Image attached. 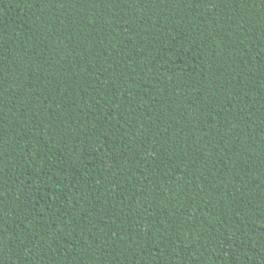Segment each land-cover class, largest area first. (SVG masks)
<instances>
[{"label": "trees", "instance_id": "16d2710c", "mask_svg": "<svg viewBox=\"0 0 264 264\" xmlns=\"http://www.w3.org/2000/svg\"><path fill=\"white\" fill-rule=\"evenodd\" d=\"M0 264H264V0H0Z\"/></svg>", "mask_w": 264, "mask_h": 264}]
</instances>
